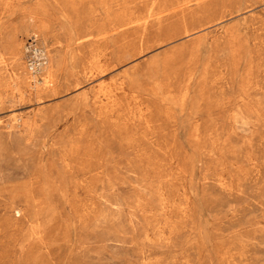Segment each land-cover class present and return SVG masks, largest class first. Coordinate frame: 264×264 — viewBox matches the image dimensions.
<instances>
[{
  "label": "rangeland",
  "instance_id": "1",
  "mask_svg": "<svg viewBox=\"0 0 264 264\" xmlns=\"http://www.w3.org/2000/svg\"><path fill=\"white\" fill-rule=\"evenodd\" d=\"M0 264H264V0H0Z\"/></svg>",
  "mask_w": 264,
  "mask_h": 264
},
{
  "label": "built area",
  "instance_id": "2",
  "mask_svg": "<svg viewBox=\"0 0 264 264\" xmlns=\"http://www.w3.org/2000/svg\"><path fill=\"white\" fill-rule=\"evenodd\" d=\"M27 67L32 74H41L48 63L45 47L36 35L30 36L25 44Z\"/></svg>",
  "mask_w": 264,
  "mask_h": 264
},
{
  "label": "bare ground",
  "instance_id": "3",
  "mask_svg": "<svg viewBox=\"0 0 264 264\" xmlns=\"http://www.w3.org/2000/svg\"><path fill=\"white\" fill-rule=\"evenodd\" d=\"M43 70H44V69H43ZM42 73H43V71H42ZM42 73H41V74H38V75H35V74H34V76L37 77V78H40V76L42 75Z\"/></svg>",
  "mask_w": 264,
  "mask_h": 264
}]
</instances>
